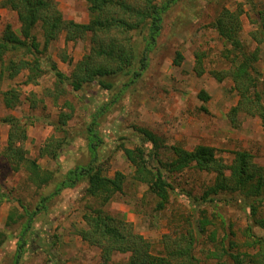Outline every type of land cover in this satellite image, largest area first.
I'll return each mask as SVG.
<instances>
[{"label":"rangeland","instance_id":"rangeland-1","mask_svg":"<svg viewBox=\"0 0 264 264\" xmlns=\"http://www.w3.org/2000/svg\"><path fill=\"white\" fill-rule=\"evenodd\" d=\"M0 0V34L7 24L19 33L20 23L14 10ZM62 17L84 23L89 19L85 0H53ZM137 5L144 0H126ZM164 0H154L161 3ZM241 9L240 42L247 52L258 47L255 68L264 77V34L258 32L257 10L264 8V0H175L162 16L161 29L153 48L148 52V63L142 74L128 86L129 75L114 73L110 90L96 83L84 84L81 90L71 91L63 85L64 91L57 94L55 77L46 67L35 83H25L27 72L21 70L13 78H0V191L7 194L0 202V264H46L49 254L31 239L36 235L52 244L54 251L65 264H98L101 260L99 249L88 244L78 234L85 227L82 214L87 206H97L101 196H90L85 192V180L65 187L46 203V209L34 215L29 230L24 234L25 244L21 255L15 260L16 250L26 215L23 207L32 210L45 194L53 189V184L38 188L26 181L23 169H11L1 153L4 149L8 125L2 121L6 115L23 117L27 122V139L23 147L27 155L37 160L39 165L54 172L58 180L69 168L85 165L90 159L87 128L92 126V115L104 106L94 124L102 142L98 147L100 163L105 173L112 176L115 171L125 175L123 191L114 193L101 205L106 212L124 217L132 224L133 231L142 234L152 245L154 253H163V236L171 238L184 236L188 230L196 237L194 254L200 264H208L204 259L207 251L215 249L221 242L227 246L229 239L242 242L243 230L249 223L247 209L236 193H222L211 202H199L205 186L213 181V173L199 171L193 167L173 174L170 181L175 191L169 192V199L161 209L156 207V197L147 191L144 184L132 179L133 167L123 155L119 136L127 147L137 142L135 128L142 126L158 134L165 144H180L191 149L196 144L210 145L217 157L229 164L234 151L245 149L253 160L264 165V131L260 119L244 113L237 115L238 125H231L228 110L237 101V94L228 77L218 81L211 70H222L229 66L230 57H224L225 47L212 22L222 8ZM33 32L40 44L43 35L40 23ZM252 32H258L252 35ZM147 29L128 34L139 54L147 38ZM65 33L51 40L44 51L37 53L44 63L53 61L66 75L75 63L89 49L88 35L75 40H65ZM203 52L204 72L197 75L193 69L195 53ZM177 53L181 55L175 63ZM261 87V84L259 85ZM15 89L20 94V102L7 108L2 101V92ZM49 89L51 94H47ZM203 90L206 101L199 97ZM30 92L35 94L34 106H30ZM264 102V94H263ZM59 111L71 112L64 133L53 130L50 122L57 119ZM51 135L64 136L57 159L39 155V147ZM117 147V149H116ZM198 198V199H197ZM20 200L23 206L17 203ZM196 199L198 202L195 203ZM89 204V205H88ZM13 220L8 219L10 212ZM206 218L209 223L205 230L198 231V221ZM231 231L234 235H231ZM262 234L263 230L255 227ZM214 232L215 241L209 234ZM33 240V241H32ZM39 241V239H37ZM219 247V246H218ZM239 248L243 249L241 245ZM127 254L113 253L108 264H119Z\"/></svg>","mask_w":264,"mask_h":264},{"label":"trees","instance_id":"trees-1","mask_svg":"<svg viewBox=\"0 0 264 264\" xmlns=\"http://www.w3.org/2000/svg\"><path fill=\"white\" fill-rule=\"evenodd\" d=\"M90 14L87 22L80 23L64 19L53 0H3L4 6L14 10L20 23L19 33H16L7 24L0 34V78L6 75L13 78L21 70L27 72L25 83H35L44 73L46 67L56 81L57 94L64 91L67 85L71 91H79L84 84L94 82L99 87L110 90L114 73L129 75L124 86L134 82L141 76L148 63V52L153 48L160 33L162 16L172 1L164 0L156 3L154 0H144L141 4H131L126 0H85ZM242 10L222 8L213 19V28L222 38L225 45L224 57H230L229 66L222 70H211V74L218 81L228 77L238 98L236 103L228 110V118L233 126L238 125L237 115L244 113L260 119L264 131V77L255 68L258 58V47L247 52L240 42ZM256 23L258 32L264 34V8L257 10ZM40 23L43 43L40 44L33 32ZM147 29V38L143 50L138 54L131 37L133 31ZM65 33V40H75L88 35L89 49L80 59L73 63L69 75L64 74L53 61L44 63L37 53L44 51L49 42L59 33ZM258 32H252L255 39H260ZM258 33L256 38L255 34ZM203 52L195 53L193 69L197 75L204 72ZM181 55L177 53L175 63L179 62ZM261 84V87L259 85ZM47 94L52 92L46 90ZM31 107L35 103V94L30 92ZM2 101L5 107L13 108L20 102V94L15 89L2 92ZM199 97L206 101L208 96L203 90ZM104 106L92 115V126L88 131V148L90 159L85 165H76L69 168L58 180L52 170L39 165L35 158L27 155L23 142L27 139V124L23 117L9 114L2 118L8 125L2 157L8 162L11 169L26 172V181L38 188H45L53 184V189L42 194L32 210L23 207L26 215L22 226L16 261L21 255L22 246L26 243L24 234L29 230L35 214L46 209V203L57 195L63 188L75 185L79 180H85V192L90 196H101L102 201L97 206H87L82 214L85 227L78 230L82 240L96 246L100 251L98 264H108L113 253L127 254L126 260L119 264H200L199 258L194 254L196 237L192 230L184 236L171 238L163 236V253H154L149 240L133 231L132 224L124 217H118L102 209L109 198L116 192L123 191L125 175L115 171L112 176L105 173L101 158L98 157V147L102 142L94 124ZM71 112L59 111L57 119L50 124L53 130L64 133L65 126ZM137 142L132 147L124 145L125 135L118 137L123 155L133 167L132 179L147 187L156 199V207L161 209L169 199V192L175 191L170 181L173 174L186 168H195L199 171L213 173V181L205 186L198 201L211 202L222 193H236L247 209L249 223L243 230L244 239L238 242L229 239L227 246L221 242L215 249L209 250L204 259L208 264H264V165L253 160L251 153L245 149L234 151L229 164H225L215 154V149L206 144H196L186 149L180 144H165L163 139L148 128L138 126L135 128ZM66 141V137L49 136L39 147V155L50 159H57L59 149ZM116 147V149H117ZM7 194L0 191V202ZM196 200V199H194ZM197 200L195 201L198 202ZM17 203L23 206L18 199ZM11 211L8 219L13 220ZM206 218L198 221V231H204ZM257 227L263 230L262 234L254 231ZM231 235L234 233L231 231ZM45 249L49 256L46 264H65L54 251L52 244L43 241L41 236L32 237ZM39 239V241L37 240ZM210 241H215V234H209ZM32 240V241H33ZM1 242V241H0ZM244 248H239L240 246ZM219 246V247H218ZM114 264V263H113ZM118 264V263H117Z\"/></svg>","mask_w":264,"mask_h":264}]
</instances>
